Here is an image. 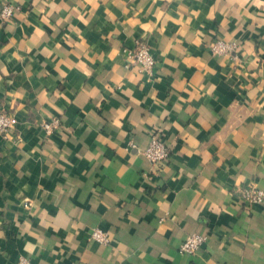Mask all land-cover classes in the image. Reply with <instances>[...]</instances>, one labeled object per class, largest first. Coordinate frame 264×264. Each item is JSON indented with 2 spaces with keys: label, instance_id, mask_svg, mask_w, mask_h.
Masks as SVG:
<instances>
[{
  "label": "crops",
  "instance_id": "obj_1",
  "mask_svg": "<svg viewBox=\"0 0 264 264\" xmlns=\"http://www.w3.org/2000/svg\"><path fill=\"white\" fill-rule=\"evenodd\" d=\"M1 110L0 264H264V0H0Z\"/></svg>",
  "mask_w": 264,
  "mask_h": 264
},
{
  "label": "built area",
  "instance_id": "obj_2",
  "mask_svg": "<svg viewBox=\"0 0 264 264\" xmlns=\"http://www.w3.org/2000/svg\"><path fill=\"white\" fill-rule=\"evenodd\" d=\"M16 7L11 4H5L1 17L4 20H11L14 17ZM212 50L219 54H232L237 52V44L225 43L218 41L212 46ZM126 54L132 65L139 67L142 74L152 76L157 64L156 57L152 54L150 46L145 41H138L136 47L127 50ZM18 125V120L13 113L6 110L0 111V136L5 139L14 134ZM59 127V121L52 123H44L43 128L47 133H51ZM144 155L155 165H165L170 157V148L165 143L160 131L151 134L149 147L144 151ZM236 196L247 205L264 204V191L254 185H246L234 190ZM31 204L25 202V207L29 209ZM92 239L101 243H107L109 237L107 233L101 229H94ZM207 237L201 234H191L180 246L181 254H195L206 242ZM20 264H30L27 259H22Z\"/></svg>",
  "mask_w": 264,
  "mask_h": 264
}]
</instances>
